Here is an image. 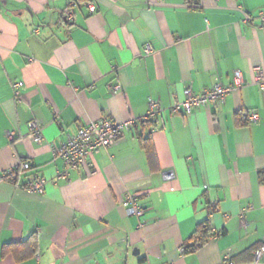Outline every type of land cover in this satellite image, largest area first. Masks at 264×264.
<instances>
[{"label":"crops","instance_id":"0c3cea01","mask_svg":"<svg viewBox=\"0 0 264 264\" xmlns=\"http://www.w3.org/2000/svg\"><path fill=\"white\" fill-rule=\"evenodd\" d=\"M260 13L264 0H0V177L31 166L0 182V264H256L252 254L264 246V91L252 82V68L264 70ZM235 71L243 86L224 104L166 112L184 90L229 86ZM149 100L164 111L151 126L56 180L63 164L51 145L103 117L141 118ZM250 112L257 123L243 122ZM31 120L41 144L29 138ZM147 137L151 165L140 145ZM35 177L46 181L41 196L24 191ZM128 194L138 196L141 218L122 208ZM206 221L207 242L190 251Z\"/></svg>","mask_w":264,"mask_h":264},{"label":"built area","instance_id":"2783aa9c","mask_svg":"<svg viewBox=\"0 0 264 264\" xmlns=\"http://www.w3.org/2000/svg\"><path fill=\"white\" fill-rule=\"evenodd\" d=\"M189 2V0H187ZM75 4H70V9L74 8ZM86 7L90 14L95 12V8L86 4ZM259 17L264 23V14L260 13ZM72 15L70 12L65 14V21H70ZM246 21H249L247 19ZM145 54L150 53V48L147 46L144 50ZM252 82L258 87L260 91H264V70L257 66L252 68ZM243 86L242 75L239 71L233 72L232 84L229 86H223L219 82L215 83L210 89L204 90L200 94H194L191 90H184V99L181 102L175 103L166 112L171 115L189 114L193 110L210 107H216L225 103V99L231 93L239 91ZM22 88V84H15L13 86L15 96L18 95L19 90ZM119 90L118 86H112L109 88L111 94H116ZM164 112L160 105L153 100L148 102L147 113L136 119H129L123 122H116L110 118L103 117L98 121H92L86 125L80 126L77 131L72 135L66 136V141L60 146H50L52 157L56 160H60L63 164L62 172L58 173L56 180L62 182L69 181V174L72 170L88 165L90 160L99 154L101 151L106 150L116 144L121 137L132 132L136 127L151 126L161 113ZM242 120L245 123L255 124L258 122V116L254 112L244 114ZM29 138L38 144H41L44 139L42 136V127L35 121L31 120L28 123ZM153 129L149 130L152 133ZM6 138L9 142H13L14 133L7 132ZM31 169L28 162H23L18 166L12 167L2 174L0 182H13L19 173H27ZM163 177L166 181H171L173 175L170 172L164 173ZM46 181L42 178L35 177L28 181L24 186V191L29 194L41 196L44 194ZM121 206L124 209L127 216L141 218L143 216V209L138 204V196L134 194H128L121 202ZM240 222L242 229L246 231L247 223L244 217V213L240 214ZM214 240L215 238H210ZM186 250L180 249V254H184ZM253 262L260 263L264 255V246L253 252ZM227 259V257H226Z\"/></svg>","mask_w":264,"mask_h":264},{"label":"trees","instance_id":"16d2710c","mask_svg":"<svg viewBox=\"0 0 264 264\" xmlns=\"http://www.w3.org/2000/svg\"><path fill=\"white\" fill-rule=\"evenodd\" d=\"M236 117L239 118V115ZM240 120V119H239ZM140 145L146 157V160L149 165L155 162L156 156L154 152V148L150 138H140ZM210 234V224L208 221L203 222L197 225L194 235H193V245L189 248L190 251H195L198 247L204 245Z\"/></svg>","mask_w":264,"mask_h":264},{"label":"water","instance_id":"95a60500","mask_svg":"<svg viewBox=\"0 0 264 264\" xmlns=\"http://www.w3.org/2000/svg\"><path fill=\"white\" fill-rule=\"evenodd\" d=\"M65 21V20H64ZM66 22V21H65Z\"/></svg>","mask_w":264,"mask_h":264}]
</instances>
